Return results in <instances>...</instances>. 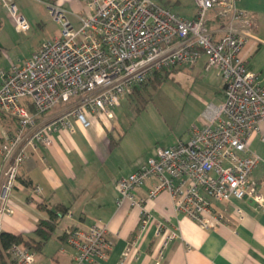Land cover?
Returning a JSON list of instances; mask_svg holds the SVG:
<instances>
[{
  "label": "built area",
  "instance_id": "2783aa9c",
  "mask_svg": "<svg viewBox=\"0 0 264 264\" xmlns=\"http://www.w3.org/2000/svg\"><path fill=\"white\" fill-rule=\"evenodd\" d=\"M0 1L17 30L28 29L14 3ZM80 1L82 14L70 12L62 2L45 3L60 25L59 35L41 42L22 63L0 70V111L15 124L0 142V219L12 214L9 194L30 152L50 147L60 131L73 133L74 122L89 128L94 116L110 117L122 97L147 83L154 70L192 67L202 56L223 83L222 100L205 106L186 141L155 146L135 171L117 179V204L129 200L139 206L142 226L149 215L133 191L153 179L148 198L167 192L175 212L203 229L231 221L217 210L219 204L241 201L263 208L264 179H253L252 172L264 160L247 144L254 134L264 141V83L242 59L253 38V19L237 7L238 0H190L192 18L157 0ZM60 105L67 107L47 118ZM235 212L241 215L239 209ZM155 236L162 237L157 251L162 259L179 234L157 223ZM66 243L74 251L73 264H97L113 246L100 221L86 230L69 229ZM9 252L16 264H35L34 253L22 245Z\"/></svg>",
  "mask_w": 264,
  "mask_h": 264
},
{
  "label": "crops",
  "instance_id": "0c3cea01",
  "mask_svg": "<svg viewBox=\"0 0 264 264\" xmlns=\"http://www.w3.org/2000/svg\"><path fill=\"white\" fill-rule=\"evenodd\" d=\"M237 7L253 19V38L245 44L242 59L247 69L264 83V0H238ZM76 8L71 3L70 9H66L78 13ZM212 27L216 29L217 24L212 23ZM39 44L21 62L12 64L25 61ZM3 47L0 42V54ZM56 113L54 110L46 116L51 118ZM112 119L113 111L110 117L94 116L88 129L74 122L73 133L60 131L50 147L30 152L19 167L16 184L9 194L12 214L1 217L0 232L31 237L37 223L47 218L46 211L39 207L44 204L48 208H64L66 214L41 249L33 251L35 264H73L74 251L66 243V231L86 230L97 221L106 226L113 242L107 257L97 264H264V207L251 202L217 205V210H222L231 221L203 229L175 212L167 192L149 199L148 192L154 184L150 179L133 191L136 200H143L142 206L149 215L138 228L140 207L129 200L118 205L114 182L128 176L145 160L141 151L128 148L126 130L120 131L118 122ZM14 125L0 111V142L2 134ZM131 143L136 147L132 139ZM247 146L264 160L260 135H252ZM252 178L264 179L263 164L253 170ZM35 187L39 189L36 193ZM235 208L241 211L240 216ZM157 223L175 228L179 234L168 244L162 259L157 256L162 241V237L155 236Z\"/></svg>",
  "mask_w": 264,
  "mask_h": 264
},
{
  "label": "rangeland",
  "instance_id": "374dc122",
  "mask_svg": "<svg viewBox=\"0 0 264 264\" xmlns=\"http://www.w3.org/2000/svg\"><path fill=\"white\" fill-rule=\"evenodd\" d=\"M5 1L14 3L18 15L27 21L28 29L17 30L6 11L2 10L4 8L0 1V42L4 46L0 54V67L21 62L39 43L57 37L60 32V25L51 18L45 7V3L59 0ZM165 2L174 13L185 18L192 17L195 12L190 0H179L177 4H174V0ZM71 3L77 7L79 12H76H84L80 0H63L65 8L70 9ZM68 18L72 22L75 20L72 16ZM158 80L164 81L156 87L152 86ZM144 86L136 96L122 97L120 106L112 109V120L118 122L120 131L126 130L128 148L141 151L145 161L153 155L156 145L167 147L180 139L186 141L192 126L199 124L205 106L221 101L223 96V83L216 72L206 65L204 56L192 67H178L155 76ZM65 107L67 105H60L55 111L59 112ZM131 139L136 147L131 145Z\"/></svg>",
  "mask_w": 264,
  "mask_h": 264
},
{
  "label": "trees",
  "instance_id": "16d2710c",
  "mask_svg": "<svg viewBox=\"0 0 264 264\" xmlns=\"http://www.w3.org/2000/svg\"><path fill=\"white\" fill-rule=\"evenodd\" d=\"M157 1L159 2L161 6L165 8H169L167 6V3L165 2V1L168 2L169 0H157ZM176 3H177V0H175L174 4ZM180 67H183V66H180ZM176 68H178V66H171L168 68L156 69L151 73L148 80L152 79L155 76L163 75L164 73H167ZM164 80H158L156 82L157 84L154 83L152 84V86L156 87ZM145 84L135 86L133 90L129 94H127V96L131 98L133 96H136V94L140 91V89L145 87L144 86ZM39 207H42V209L46 211L47 218L40 220L37 223L36 228L31 237H24L20 234L14 235L8 232H0V264H16L10 258V252H9V250L11 249L13 245H16V244L22 245L23 247L30 249L32 252L39 251L41 247L44 245V243L51 237L52 233L54 232L57 226L59 219L66 214V209L61 208L59 206L48 208V206L41 204ZM139 227H140V222H139L138 228Z\"/></svg>",
  "mask_w": 264,
  "mask_h": 264
}]
</instances>
